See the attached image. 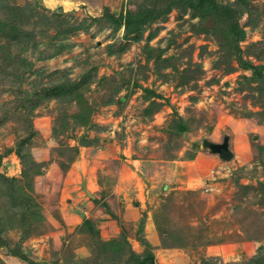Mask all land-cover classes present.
I'll return each instance as SVG.
<instances>
[{"label":"rangeland","instance_id":"rangeland-1","mask_svg":"<svg viewBox=\"0 0 264 264\" xmlns=\"http://www.w3.org/2000/svg\"><path fill=\"white\" fill-rule=\"evenodd\" d=\"M166 2L0 0L26 35L0 31V264H264V82L193 9L130 35L108 18ZM240 4L264 64V0ZM226 135L231 158L203 147Z\"/></svg>","mask_w":264,"mask_h":264},{"label":"trees","instance_id":"trees-1","mask_svg":"<svg viewBox=\"0 0 264 264\" xmlns=\"http://www.w3.org/2000/svg\"><path fill=\"white\" fill-rule=\"evenodd\" d=\"M242 2H245V0H236L230 3H221L218 0H167L166 5L163 8L157 6H153L151 8L143 7L136 11L128 10L125 14L120 13L118 16L108 13V18L115 23L114 26L116 29L124 26L125 35H130L134 32L143 31L144 25H146V23L149 24L150 22L156 20L160 15H162L163 13H167L173 7H181L184 11L193 9V16L200 17V22L204 26L203 29H206V31L209 32L218 33L222 42H220L221 47H228L230 52L234 53L237 61L243 68L254 69V75L264 82V64L254 65L251 62L245 61L241 55L242 50L240 48L239 42L245 37L246 31L244 25L247 22H253L250 16V9H246L245 7L241 8L240 3ZM245 11L249 13L248 20L245 23H242V18ZM80 27L81 25L76 29H79ZM5 28H7L8 31L11 32L12 37L19 42H21V39L25 38L26 36L23 35L24 30L20 27L19 24L12 25L9 23V21L7 22L0 20V31ZM71 85V83H65L51 87V96H61L64 93L70 92V94L75 93V96H72V98H76L78 101H82L83 95L77 91H74V88ZM83 120H87L86 114L80 116L79 121ZM20 153L21 152H19V154ZM18 190V187H12L11 193H9V197L13 203H17L20 204V206H23L27 196L24 198V194H22V191ZM31 213L37 216V210H33ZM21 214V218H29L30 216L25 211L21 212ZM10 221L11 219L9 216L2 215L0 213V247L5 246L7 243V241L2 236V233L4 231V227L9 224ZM87 224L90 225L89 222ZM107 243L113 250H120L122 247L115 241H109ZM9 250L16 256H20L24 259L26 258V255L22 253L21 249L10 248ZM132 257L136 259V261L132 264H157L154 254L150 251H148L147 254H145L143 257L139 254H136L135 252H132Z\"/></svg>","mask_w":264,"mask_h":264},{"label":"water","instance_id":"water-1","mask_svg":"<svg viewBox=\"0 0 264 264\" xmlns=\"http://www.w3.org/2000/svg\"><path fill=\"white\" fill-rule=\"evenodd\" d=\"M202 144L203 147H208L212 152L219 154L224 159L232 157V151L229 148V138L227 135L222 142L204 140Z\"/></svg>","mask_w":264,"mask_h":264}]
</instances>
